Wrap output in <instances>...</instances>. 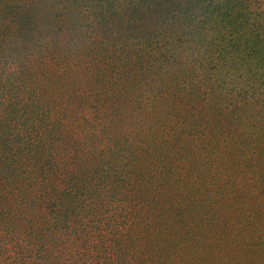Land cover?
Segmentation results:
<instances>
[{
  "label": "trees",
  "instance_id": "trees-1",
  "mask_svg": "<svg viewBox=\"0 0 264 264\" xmlns=\"http://www.w3.org/2000/svg\"><path fill=\"white\" fill-rule=\"evenodd\" d=\"M104 1L0 0V264H208L168 191L176 143L123 131L104 98L87 105L100 78L73 58L95 31L145 38L148 19L196 0Z\"/></svg>",
  "mask_w": 264,
  "mask_h": 264
},
{
  "label": "rangeland",
  "instance_id": "rangeland-1",
  "mask_svg": "<svg viewBox=\"0 0 264 264\" xmlns=\"http://www.w3.org/2000/svg\"><path fill=\"white\" fill-rule=\"evenodd\" d=\"M55 1L68 10L106 4ZM192 3L148 19L145 38L95 31V49L73 58H87L100 78L104 94L87 105L104 98L119 106L123 131L176 143L168 191L179 192L204 261L264 264V0Z\"/></svg>",
  "mask_w": 264,
  "mask_h": 264
}]
</instances>
